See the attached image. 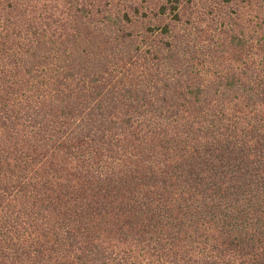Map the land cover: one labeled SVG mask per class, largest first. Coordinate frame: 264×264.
<instances>
[{"label":"trees","instance_id":"obj_1","mask_svg":"<svg viewBox=\"0 0 264 264\" xmlns=\"http://www.w3.org/2000/svg\"><path fill=\"white\" fill-rule=\"evenodd\" d=\"M0 264H264V0H0Z\"/></svg>","mask_w":264,"mask_h":264}]
</instances>
